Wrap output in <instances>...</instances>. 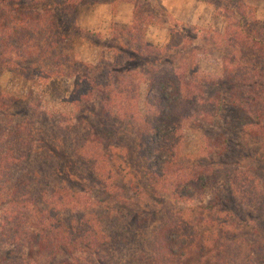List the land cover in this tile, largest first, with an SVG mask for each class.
Returning <instances> with one entry per match:
<instances>
[{"label": "trees", "instance_id": "obj_1", "mask_svg": "<svg viewBox=\"0 0 264 264\" xmlns=\"http://www.w3.org/2000/svg\"><path fill=\"white\" fill-rule=\"evenodd\" d=\"M239 1L225 0V9ZM90 4L95 3L0 0V72L13 73L16 63L29 62L30 70L17 74L30 82L68 77L74 81L72 104L94 118L56 124L32 98L18 104L0 91V264H264V169L251 175L238 164L204 166L176 154L171 144L183 120L212 125L222 121L233 130L241 125L242 139L264 147V24L239 15L235 31L225 35L232 52L222 59V77L203 92L202 82L176 66L172 55L169 60L168 55H154L161 51L145 41L151 23L136 10L131 27L112 32L111 60L95 65L76 60L72 33L80 9ZM124 43L140 44L152 55H135L121 47ZM176 46L168 44L165 53ZM136 56L147 60L140 62ZM140 66L146 70L138 73ZM140 84L149 87L144 117L132 109ZM221 88L227 105L219 95ZM239 115L253 122L244 126ZM103 122L125 131L119 135L132 163L134 196L140 199L141 191L156 203L166 201L165 211L146 219L117 211L100 213L91 197L68 185L69 171L68 179L63 178L69 166L83 168L94 186L110 194L104 181H115L113 169L119 160L105 154L103 133L98 131ZM114 130L109 129V140ZM228 133L233 134L224 130L211 143L218 150L211 156L225 160L232 153L244 159L235 153L236 145L224 139ZM53 143L70 155L47 148ZM204 194H215L217 210L211 208L207 214L209 206L201 207L199 201L192 211L197 218L187 219L184 209L176 208Z\"/></svg>", "mask_w": 264, "mask_h": 264}, {"label": "rangeland", "instance_id": "obj_2", "mask_svg": "<svg viewBox=\"0 0 264 264\" xmlns=\"http://www.w3.org/2000/svg\"><path fill=\"white\" fill-rule=\"evenodd\" d=\"M125 0H92L95 4H90L88 6L80 9L76 21L75 27L76 32L72 33V55L75 56L76 60L86 65H95L102 59L105 61L111 60L113 57V52L110 51V47L115 46V41L111 40L112 32L116 29L124 30V27L119 24H113V18L117 13L118 5L122 4ZM138 6H136L144 16H146L147 22L151 23V26L155 25V29H146L145 41L152 47H156L161 51L154 55H168L167 60L172 59L175 61L176 66L185 67L189 71L191 78L201 81L200 89L203 92H208L211 85L219 81L222 77V70L224 60L223 57H227L229 53L232 52L231 47L228 45V37L225 35H230L237 28V24L240 23L239 15H242L246 20L251 21L253 17L259 24H264V0H240L237 5L228 6L225 9V0H195L198 4L195 6H189L190 12H198V19L196 24H184L178 23L177 21L172 22V27L169 29L168 34L163 31V26L167 23V15L160 8L151 5L150 2L147 4V0H134ZM236 0H234L235 2ZM197 10V11H196ZM238 13V14H237ZM238 15V16H237ZM242 24V23H241ZM260 26L256 28V31L260 29ZM152 31V35L147 37ZM148 39V40H147ZM162 41H161V40ZM175 45L177 43V48L171 53H165V47L170 44ZM135 44V43H134ZM130 47L128 43L121 45L123 48H130L135 55H152L146 53L141 48L140 44ZM120 47V46H119ZM174 48V47H173ZM129 50V49H128ZM152 50V48H151ZM119 55V54H118ZM140 56H136L138 59ZM115 57V54H114ZM135 58L133 64L134 66L138 63V59ZM152 58V57H148ZM141 60H147L145 58H140ZM155 59H149L150 62ZM31 63H16V66L12 70L13 73L7 72L5 70L0 72V91L4 94H8L13 97L18 104H23L28 98H32L36 105L41 108L43 112H46L47 116L56 124L68 125L78 122L80 119H86L91 122L94 120L92 118V112H80L75 108V105L71 102L72 92L74 90V81L65 76H59L55 79L45 80L44 82L38 81L30 82L26 78L20 77L17 74V70L23 69L25 72L30 70ZM127 65L126 67H128ZM154 71L168 70V68L163 67L162 69H157L155 66H150ZM158 67V65L156 66ZM135 69V68H134ZM16 70V73L13 71ZM146 70L140 66L138 68V73ZM183 72V71H182ZM183 80L186 82V76L180 74ZM187 79V78H186ZM221 87V86H220ZM218 87V88H220ZM149 87L145 84H140L138 90V100L132 109H135L137 114L142 117L146 116V102ZM214 90V89H213ZM209 95V94H208ZM219 95H222L221 99H224V104L227 105V100L225 99L226 92L223 88L220 89ZM213 96V95H212ZM221 103L222 101L219 100ZM218 102V103H219ZM222 110H227V106L221 105ZM37 107V106H35ZM264 110V105L261 107ZM131 108L129 109V111ZM221 110V111H222ZM223 113V112H222ZM100 114V111H97ZM134 114V112H133ZM245 117V119H244ZM239 115L237 118L243 121V125H249L253 122V119L248 116ZM96 122V121H95ZM99 122H97L98 124ZM228 124H233L231 121ZM241 126V125H240ZM240 126L238 129L234 130L232 126H224L222 121H218L216 125L207 123H187L183 120L182 126L174 130L175 137L172 145H176L173 150L176 154L183 155V157H189L190 161L194 163H201L202 165H210L213 163L223 162L226 164H238V167H243L251 175H255V170L258 168L264 169L262 167L264 160V147L257 145L254 142L249 141V139H242L241 134H239ZM110 128H114L112 131L114 136L108 138V133ZM100 132L103 133L104 137V151L109 159L119 160L116 168L113 170L117 175L115 181H104L110 194L103 192L102 188L99 186H94L96 183L89 180L87 174H84L83 168H78L77 166H69L64 173L63 178L68 179V171L71 173L68 185L74 187V191H84L86 197H91L100 209V213L109 211H117L118 215H139L142 218H148L152 216L153 212L160 210L165 211L168 207L166 201H159L157 203L149 199V196H145V192L137 191L140 193V199L134 196V193L130 190L131 179L133 176L129 175L134 173L132 170V163L126 154L125 141L121 142V135L124 134L122 131V126L109 122H103V126L98 128ZM242 129V128H241ZM225 131H230L233 134H238V136L233 137V134H227L224 139L234 143L235 153H241L245 156L244 159L238 160L234 154L229 155L230 158L219 160L215 156H211L216 153L217 148H211V143L217 140L219 135H224ZM104 133H106L104 135ZM120 141V143L118 142ZM123 143V144H122ZM178 143V144H177ZM50 145V147H49ZM119 148H114L117 146ZM124 146V147H123ZM227 141L224 142L223 147H227ZM47 148L57 150L58 155L68 154L66 153L65 147L57 145L56 143L48 144ZM174 148V147H173ZM213 150V153L211 151ZM69 152V151H68ZM199 160V161H197ZM260 161V163L255 164V161ZM74 163L75 161L68 159V163ZM65 164V163H64ZM66 165V164H65ZM107 167H109L107 165ZM109 169V168H108ZM256 177V176H255ZM258 177V176H257ZM261 177V176H260ZM258 179H261L258 177ZM114 180V179H113ZM262 183V182H261ZM139 187L146 189L143 182H139ZM161 189V186H159ZM144 193V194H142ZM239 193V192H237ZM117 195V197L115 196ZM201 207L209 206L207 214H209L210 209H218L213 205L218 206V200L213 195H202L195 196L190 201L177 206V209H184L183 216L188 218L193 214V206L200 205ZM164 207V208H163ZM220 210H223L221 208ZM193 219L197 218L192 215ZM211 215H208V217ZM242 229V227H241ZM249 233V231H247Z\"/></svg>", "mask_w": 264, "mask_h": 264}, {"label": "crops", "instance_id": "obj_3", "mask_svg": "<svg viewBox=\"0 0 264 264\" xmlns=\"http://www.w3.org/2000/svg\"><path fill=\"white\" fill-rule=\"evenodd\" d=\"M134 0H125L122 4L118 5L117 13L113 18V24H119L124 27H131L134 21L133 13L136 12L139 14V10L137 11L138 6L134 3ZM150 2L151 5L160 8L167 15V23L163 26V31L165 34H168L169 29L172 27V22L177 21L178 23H188L191 25L196 24L198 19V12L194 10L190 12L189 6H195L198 3L195 0H147V4ZM149 5V4H148ZM197 11V10H196ZM155 26V25H154ZM154 26H148L151 30L155 29ZM153 31V30H152ZM147 36H151L153 33ZM146 35V34H145ZM148 40V39H147ZM161 40V39H160ZM162 41V40H161Z\"/></svg>", "mask_w": 264, "mask_h": 264}]
</instances>
